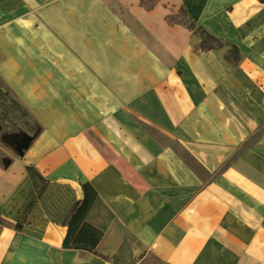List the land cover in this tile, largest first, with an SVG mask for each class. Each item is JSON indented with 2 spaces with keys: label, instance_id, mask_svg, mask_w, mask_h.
I'll return each mask as SVG.
<instances>
[{
  "label": "crops",
  "instance_id": "1",
  "mask_svg": "<svg viewBox=\"0 0 264 264\" xmlns=\"http://www.w3.org/2000/svg\"><path fill=\"white\" fill-rule=\"evenodd\" d=\"M0 82L34 127L0 146V264H264V0H0ZM84 182L93 252L62 246Z\"/></svg>",
  "mask_w": 264,
  "mask_h": 264
},
{
  "label": "trees",
  "instance_id": "2",
  "mask_svg": "<svg viewBox=\"0 0 264 264\" xmlns=\"http://www.w3.org/2000/svg\"><path fill=\"white\" fill-rule=\"evenodd\" d=\"M155 2L156 1L154 0L150 2L152 4L151 6L146 5L144 2H142V4L149 9L154 6ZM179 12L183 15L184 21L182 20V24L189 30L199 33L201 40L197 45L198 49L208 51L222 45L221 40L209 34L201 27L195 26V23L187 17L183 6H181ZM166 19L168 20L167 17ZM167 22L172 24L170 20ZM227 57L231 58L232 61H236L238 59V49L236 46H231V49L227 53ZM81 188L83 191V197L72 204L63 221V224L66 226V234L63 239L62 246L64 248L82 249L93 252L102 236V232L89 224L85 218L96 198L97 193L93 186L88 182L81 183Z\"/></svg>",
  "mask_w": 264,
  "mask_h": 264
},
{
  "label": "rangeland",
  "instance_id": "3",
  "mask_svg": "<svg viewBox=\"0 0 264 264\" xmlns=\"http://www.w3.org/2000/svg\"><path fill=\"white\" fill-rule=\"evenodd\" d=\"M153 0H141V6L146 10H149L142 4L151 6ZM154 6L157 4V0ZM152 6V7H154ZM173 5L169 3L164 5V8L169 9L166 17L172 22V24L182 25L183 15L179 12L178 8H172ZM151 7V8H152ZM166 19V21H168ZM184 21V20H183ZM185 26V25H184ZM30 118L26 111L19 105L18 101L8 92L4 87L3 83L0 82V146L3 149H10L15 155H19L15 150L14 143L4 142L2 137L6 134H18L21 135L23 132H30L33 124L30 122Z\"/></svg>",
  "mask_w": 264,
  "mask_h": 264
},
{
  "label": "water",
  "instance_id": "4",
  "mask_svg": "<svg viewBox=\"0 0 264 264\" xmlns=\"http://www.w3.org/2000/svg\"><path fill=\"white\" fill-rule=\"evenodd\" d=\"M31 138L27 135V134H14L10 137L9 143H14L15 145V150L17 151V153L19 155H23V152L25 149H27L29 147V143H30Z\"/></svg>",
  "mask_w": 264,
  "mask_h": 264
}]
</instances>
